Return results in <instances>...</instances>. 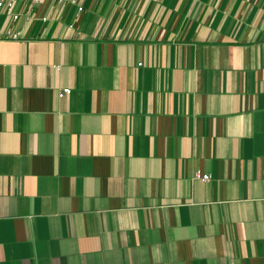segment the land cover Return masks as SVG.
<instances>
[{"label":"crops","instance_id":"1","mask_svg":"<svg viewBox=\"0 0 264 264\" xmlns=\"http://www.w3.org/2000/svg\"><path fill=\"white\" fill-rule=\"evenodd\" d=\"M14 14L0 11V264H264V0Z\"/></svg>","mask_w":264,"mask_h":264},{"label":"built area","instance_id":"2","mask_svg":"<svg viewBox=\"0 0 264 264\" xmlns=\"http://www.w3.org/2000/svg\"><path fill=\"white\" fill-rule=\"evenodd\" d=\"M21 1H25V0H0V11H4L5 13L10 14L11 20L14 22L18 19V15L14 14V9L17 3ZM27 1H29L31 4H37L41 0H27ZM72 4H78V0H72ZM78 11L81 12L82 9L79 8ZM7 34H9V32ZM12 37L16 38V36H12ZM70 93H71L70 89H64L59 93L58 97L63 98L65 96H68ZM196 178L201 179L202 181L209 180V177L207 175H196Z\"/></svg>","mask_w":264,"mask_h":264}]
</instances>
